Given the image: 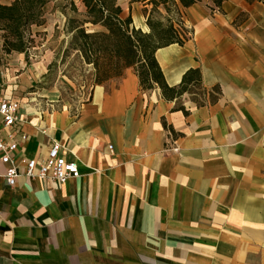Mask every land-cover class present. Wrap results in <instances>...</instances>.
Masks as SVG:
<instances>
[{"label": "crops", "instance_id": "0c3cea01", "mask_svg": "<svg viewBox=\"0 0 264 264\" xmlns=\"http://www.w3.org/2000/svg\"><path fill=\"white\" fill-rule=\"evenodd\" d=\"M182 19L189 39L155 56L170 86L200 69L203 105L129 67L77 112L52 110L0 66V95L20 105L16 126L0 117L16 157L45 159L57 140L80 171L60 183L20 164L9 186L0 159V264H264V0H201Z\"/></svg>", "mask_w": 264, "mask_h": 264}, {"label": "trees", "instance_id": "16d2710c", "mask_svg": "<svg viewBox=\"0 0 264 264\" xmlns=\"http://www.w3.org/2000/svg\"><path fill=\"white\" fill-rule=\"evenodd\" d=\"M53 1H67L63 8L72 10V15L66 13L68 47L92 66L95 85L117 79L127 68L134 67L142 86L157 85L167 100L188 93L198 105L207 101L199 68H190L179 85L170 86L155 56L159 48L173 43L184 45L189 39L182 10L201 0H131L144 3L148 31L136 27L131 14L124 16L118 0H79L84 12H79L75 0H13L9 4L0 1V40L6 53L27 50L33 42L31 28L45 23L46 9ZM213 1L221 6L224 0ZM213 90L216 93L210 92L208 97L211 103L221 93L218 86ZM180 108L187 113L183 106Z\"/></svg>", "mask_w": 264, "mask_h": 264}, {"label": "rangeland", "instance_id": "374dc122", "mask_svg": "<svg viewBox=\"0 0 264 264\" xmlns=\"http://www.w3.org/2000/svg\"><path fill=\"white\" fill-rule=\"evenodd\" d=\"M0 1L9 4L13 0ZM75 1L79 12H84L81 2ZM118 2L123 8L124 16L131 14L134 25L145 27L144 3H131V0ZM66 4L67 1L50 2L45 13V23L31 28L33 42L27 50L23 53H6L3 50L0 66H5V73L10 74V83L18 85L15 89L17 95L36 97L32 106L41 102L45 108L65 109L75 113L89 98L95 82L92 66L85 64L78 53L68 47L70 36L65 30V24L67 14L72 15L73 12L68 7L63 8ZM27 72L30 78H37V81L33 82L31 88L24 89L21 75ZM8 79L5 78V82ZM51 99L54 101L51 102Z\"/></svg>", "mask_w": 264, "mask_h": 264}, {"label": "built area", "instance_id": "2783aa9c", "mask_svg": "<svg viewBox=\"0 0 264 264\" xmlns=\"http://www.w3.org/2000/svg\"><path fill=\"white\" fill-rule=\"evenodd\" d=\"M93 88V87H92ZM19 102L0 95V117L5 127L16 126L19 119ZM18 144L13 138L7 140L0 132V159L7 165L4 179L9 186H14L21 175L19 165L24 166V174L29 178L39 177L46 181L65 182L72 177L80 175L77 162L68 161L62 153V145L53 140L49 146L45 159H34L21 156L16 157ZM112 150V146H109ZM177 146L172 150L177 151Z\"/></svg>", "mask_w": 264, "mask_h": 264}]
</instances>
